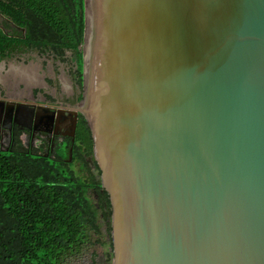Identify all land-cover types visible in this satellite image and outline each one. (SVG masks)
I'll return each mask as SVG.
<instances>
[{
  "label": "water",
  "instance_id": "obj_1",
  "mask_svg": "<svg viewBox=\"0 0 264 264\" xmlns=\"http://www.w3.org/2000/svg\"><path fill=\"white\" fill-rule=\"evenodd\" d=\"M82 49L111 264H264V0H85Z\"/></svg>",
  "mask_w": 264,
  "mask_h": 264
},
{
  "label": "trees",
  "instance_id": "obj_2",
  "mask_svg": "<svg viewBox=\"0 0 264 264\" xmlns=\"http://www.w3.org/2000/svg\"><path fill=\"white\" fill-rule=\"evenodd\" d=\"M0 11L20 26L9 32L0 27V59L38 51L68 61L82 99L85 0H0ZM70 145H58L49 156L24 146L0 152V264H63L91 231L102 233L98 209L111 237L110 196L97 161L94 170L88 159L94 140L84 115L71 162ZM110 245L105 264L112 262L111 238ZM92 264L103 263L93 255Z\"/></svg>",
  "mask_w": 264,
  "mask_h": 264
},
{
  "label": "flooded vegetation",
  "instance_id": "obj_3",
  "mask_svg": "<svg viewBox=\"0 0 264 264\" xmlns=\"http://www.w3.org/2000/svg\"><path fill=\"white\" fill-rule=\"evenodd\" d=\"M0 25L6 32L20 30L1 16ZM4 59H0V64L4 62L0 66V152L24 146L33 154L46 150L49 156L55 155L58 145L71 143L74 153L83 113H76L82 90L71 76V63L51 53H40L39 62H26L23 57L14 66ZM88 159L95 170L94 152Z\"/></svg>",
  "mask_w": 264,
  "mask_h": 264
},
{
  "label": "rangeland",
  "instance_id": "obj_4",
  "mask_svg": "<svg viewBox=\"0 0 264 264\" xmlns=\"http://www.w3.org/2000/svg\"><path fill=\"white\" fill-rule=\"evenodd\" d=\"M23 57L25 58L26 62L30 63L34 61H40V53L37 51L22 52L6 58L4 59V61L10 60V65L14 66L15 64H18V61ZM3 63L0 64V66H2ZM71 76L73 75L71 74ZM97 216L102 233L98 235L95 232L91 231L88 242L86 244H83L80 249L69 254L63 264H92L93 255L97 261L105 264L108 257L107 254L109 251H111L110 235L107 233V222L105 221L100 209H98ZM98 238L100 239V241L97 240Z\"/></svg>",
  "mask_w": 264,
  "mask_h": 264
}]
</instances>
